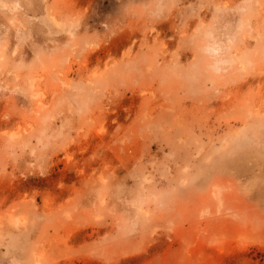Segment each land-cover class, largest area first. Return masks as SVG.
Returning a JSON list of instances; mask_svg holds the SVG:
<instances>
[{"label":"rangeland","instance_id":"1","mask_svg":"<svg viewBox=\"0 0 264 264\" xmlns=\"http://www.w3.org/2000/svg\"><path fill=\"white\" fill-rule=\"evenodd\" d=\"M0 264H264V0H0Z\"/></svg>","mask_w":264,"mask_h":264},{"label":"bare ground","instance_id":"2","mask_svg":"<svg viewBox=\"0 0 264 264\" xmlns=\"http://www.w3.org/2000/svg\"><path fill=\"white\" fill-rule=\"evenodd\" d=\"M2 3V2H1ZM13 217V216H12Z\"/></svg>","mask_w":264,"mask_h":264}]
</instances>
